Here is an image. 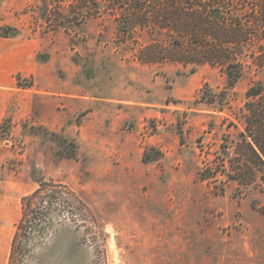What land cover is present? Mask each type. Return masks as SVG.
<instances>
[{
    "label": "rangeland",
    "instance_id": "rangeland-1",
    "mask_svg": "<svg viewBox=\"0 0 264 264\" xmlns=\"http://www.w3.org/2000/svg\"><path fill=\"white\" fill-rule=\"evenodd\" d=\"M95 7L0 0V29L37 49L36 73L0 88V264L41 183L31 218L52 228L14 264H264V183L202 178L235 153L264 72L230 88L218 66L142 62L153 34L119 39L120 15Z\"/></svg>",
    "mask_w": 264,
    "mask_h": 264
},
{
    "label": "trees",
    "instance_id": "trees-1",
    "mask_svg": "<svg viewBox=\"0 0 264 264\" xmlns=\"http://www.w3.org/2000/svg\"><path fill=\"white\" fill-rule=\"evenodd\" d=\"M92 3L95 10L103 3L108 13L120 15L119 39L139 29L153 34L152 42L142 48V62L218 66L230 88L249 73L264 72V0H92ZM0 30L4 31V37L15 36L10 28ZM202 98L215 104V95ZM245 110L235 153L229 160L220 158L213 174L202 177L203 180H216L222 172L239 187L264 183L263 81L249 85ZM143 160L149 163L156 159L145 153ZM46 186L41 183L39 189L24 199L26 208L14 236L10 264H14L18 254L24 259L30 252V235L41 236L52 228L51 219L46 224L45 220L37 223L38 218H31L35 215L31 210L33 201L45 192Z\"/></svg>",
    "mask_w": 264,
    "mask_h": 264
},
{
    "label": "crops",
    "instance_id": "crops-1",
    "mask_svg": "<svg viewBox=\"0 0 264 264\" xmlns=\"http://www.w3.org/2000/svg\"><path fill=\"white\" fill-rule=\"evenodd\" d=\"M36 46L32 40H20L17 38L1 37L0 36V88L6 89V85L14 82V74H22L23 76H31L36 73ZM81 73L86 71V66L81 64ZM36 76V75H35ZM89 78V77H88ZM28 89L26 91H29ZM63 98H81L87 100L89 108H91L94 102H101L103 99L88 95H72L66 92L55 93ZM86 102V101H84ZM86 102V103H87ZM71 109H69L70 111ZM86 110V109H85ZM84 110V111H85ZM1 111V109H0ZM6 111V109H5ZM5 111L0 114L1 120L4 118ZM66 110V112L74 117L71 113L75 111ZM86 112V111H85ZM70 124V129H76L74 122L69 118L62 127L65 128V124ZM63 129V128H62Z\"/></svg>",
    "mask_w": 264,
    "mask_h": 264
}]
</instances>
